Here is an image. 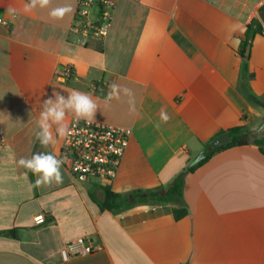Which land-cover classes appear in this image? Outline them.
Here are the masks:
<instances>
[{"label": "crops", "instance_id": "1", "mask_svg": "<svg viewBox=\"0 0 264 264\" xmlns=\"http://www.w3.org/2000/svg\"><path fill=\"white\" fill-rule=\"evenodd\" d=\"M27 3L0 0V264H264V153L254 144L185 176L189 213L178 221L171 205L114 214L103 208L104 187L76 181L64 165L61 183L34 188L36 177L17 164L37 152L61 158L65 136L46 148L35 137L53 91L92 95L94 122L132 131L107 186L114 194L168 186L218 134L264 123V0H114L109 34L85 47L70 34L75 0L25 12ZM65 4L74 12L49 15ZM253 20L263 31L244 62L239 49ZM65 66L73 76L60 82L55 71ZM108 82L132 89L135 112L124 96L105 107L107 92L93 87ZM161 109L171 119L157 129ZM81 236L100 249L64 259L65 244Z\"/></svg>", "mask_w": 264, "mask_h": 264}, {"label": "built area", "instance_id": "2", "mask_svg": "<svg viewBox=\"0 0 264 264\" xmlns=\"http://www.w3.org/2000/svg\"><path fill=\"white\" fill-rule=\"evenodd\" d=\"M75 3L70 34L76 36V43L85 47L91 39H104L112 26L114 0H75ZM95 11L96 15L92 18ZM72 76L73 68L70 66L60 67L55 71V78L60 82H66ZM110 85L109 82L98 83L93 91L97 94L108 92ZM131 136L130 129L73 118L61 147L63 165L76 181L98 182L100 186L107 187L121 167ZM5 143V131L0 127V153ZM34 221L37 225H42L46 222V217L39 213ZM99 249L100 246L90 238L81 236L67 242L61 252L64 259H71L89 255Z\"/></svg>", "mask_w": 264, "mask_h": 264}, {"label": "clouds", "instance_id": "3", "mask_svg": "<svg viewBox=\"0 0 264 264\" xmlns=\"http://www.w3.org/2000/svg\"><path fill=\"white\" fill-rule=\"evenodd\" d=\"M52 0H29L24 5V11L30 12L39 7L48 8ZM74 12L71 4L53 7L49 15L53 19H63L66 15ZM127 97L130 111L135 112V96L132 89L122 87L120 84L113 82L104 97L105 107L110 106L113 100L120 101L121 97ZM54 97V98H53ZM99 106L92 95L78 90L71 91L68 95L53 91L52 97L43 101L42 110L36 121L38 131L35 137L42 147L54 145L57 137H64L69 133V125L65 122L66 117L71 114L77 121L84 120L91 123L96 116ZM160 121L155 124L159 129L161 123H167L171 117L166 110L161 109ZM55 126V133L53 131ZM254 134L264 136V123H257L250 128ZM17 164L19 167L31 172L35 177L34 188L50 186L53 183L59 184L63 180L62 166L64 159L57 158L56 155L49 152H37L30 158L21 157Z\"/></svg>", "mask_w": 264, "mask_h": 264}, {"label": "trees", "instance_id": "4", "mask_svg": "<svg viewBox=\"0 0 264 264\" xmlns=\"http://www.w3.org/2000/svg\"><path fill=\"white\" fill-rule=\"evenodd\" d=\"M262 31L263 26L258 20H253L247 25L245 37L239 49V55L244 62H248L249 60V58L245 56L249 39L255 37L256 35H261ZM225 133L231 134V140L227 143L220 144L215 148H211V142L216 137ZM216 137L205 145V157L196 164H193L183 170L168 186L160 185L155 189L136 190L129 194H114L108 187H104L102 190L106 194V200L103 203V208L114 214H118L138 205H171L175 220L178 221L184 218L189 213L188 207L184 200V184L185 176L187 174L195 172L199 167L208 162V160L214 155L231 148L254 144L258 146L264 153V140L255 138L253 139V136L246 127L233 128L227 132L218 134ZM129 196L133 197V202L129 200Z\"/></svg>", "mask_w": 264, "mask_h": 264}, {"label": "water", "instance_id": "5", "mask_svg": "<svg viewBox=\"0 0 264 264\" xmlns=\"http://www.w3.org/2000/svg\"><path fill=\"white\" fill-rule=\"evenodd\" d=\"M259 18H260L261 22L264 24V10L259 13ZM252 41H253V37L249 39L248 45L246 47V51H245V56L246 57L250 56V50H251ZM230 140H231V134L230 133H225L223 135H220V136L216 137L212 141L210 146H211V148H215V147H217L220 144L229 142ZM204 157H205V153H204L202 158H204ZM131 200H133V199L131 198Z\"/></svg>", "mask_w": 264, "mask_h": 264}, {"label": "rangeland", "instance_id": "6", "mask_svg": "<svg viewBox=\"0 0 264 264\" xmlns=\"http://www.w3.org/2000/svg\"><path fill=\"white\" fill-rule=\"evenodd\" d=\"M203 155H204V153H202L201 155H199V156L197 157V159L202 158Z\"/></svg>", "mask_w": 264, "mask_h": 264}]
</instances>
